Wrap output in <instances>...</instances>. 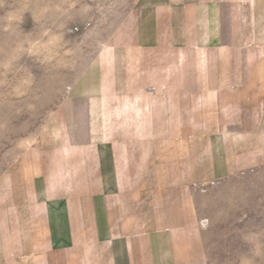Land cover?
Masks as SVG:
<instances>
[{
	"label": "crops",
	"instance_id": "1",
	"mask_svg": "<svg viewBox=\"0 0 264 264\" xmlns=\"http://www.w3.org/2000/svg\"><path fill=\"white\" fill-rule=\"evenodd\" d=\"M91 49L0 176V264H204L193 189L258 145L264 0H131Z\"/></svg>",
	"mask_w": 264,
	"mask_h": 264
},
{
	"label": "rangeland",
	"instance_id": "2",
	"mask_svg": "<svg viewBox=\"0 0 264 264\" xmlns=\"http://www.w3.org/2000/svg\"><path fill=\"white\" fill-rule=\"evenodd\" d=\"M130 2L0 0V176ZM260 127L239 169L193 189L204 264H264V107Z\"/></svg>",
	"mask_w": 264,
	"mask_h": 264
}]
</instances>
